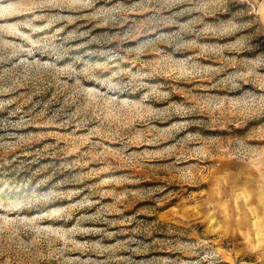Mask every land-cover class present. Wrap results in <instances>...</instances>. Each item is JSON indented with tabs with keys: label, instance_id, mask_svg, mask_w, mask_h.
<instances>
[{
	"label": "rangeland",
	"instance_id": "1",
	"mask_svg": "<svg viewBox=\"0 0 264 264\" xmlns=\"http://www.w3.org/2000/svg\"><path fill=\"white\" fill-rule=\"evenodd\" d=\"M0 264H264V0H0Z\"/></svg>",
	"mask_w": 264,
	"mask_h": 264
}]
</instances>
